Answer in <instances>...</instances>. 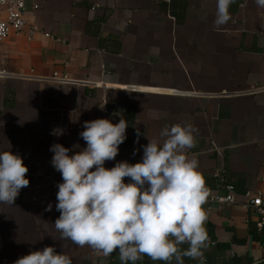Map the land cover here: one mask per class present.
Returning <instances> with one entry per match:
<instances>
[{
	"label": "crops",
	"instance_id": "0c3cea01",
	"mask_svg": "<svg viewBox=\"0 0 264 264\" xmlns=\"http://www.w3.org/2000/svg\"><path fill=\"white\" fill-rule=\"evenodd\" d=\"M26 3L42 33L0 43V150L21 155L29 178L12 205L0 204V264L50 245L71 264H120L116 251L105 257L54 239L61 176L49 150L61 143L79 151L83 122H118L116 113L129 126L108 168L140 160L165 126L192 125L186 155L198 161L205 200L226 193L225 178L238 202L208 209L204 201L203 264H264V227L240 205L247 192L264 198V8L234 0L229 21L214 27L215 0H40L37 10ZM136 264L165 262L143 256Z\"/></svg>",
	"mask_w": 264,
	"mask_h": 264
},
{
	"label": "clouds",
	"instance_id": "9594fccd",
	"mask_svg": "<svg viewBox=\"0 0 264 264\" xmlns=\"http://www.w3.org/2000/svg\"><path fill=\"white\" fill-rule=\"evenodd\" d=\"M233 2L215 0L214 27L229 21ZM254 2L264 8V0ZM116 115L118 122L104 117L84 121L79 136L85 146L79 151H73L79 145L50 146L51 165L61 176L55 204L60 215L53 223L59 237L53 238L88 246L105 257L116 251L120 264H136L143 256L165 264H185V258L203 264L206 193L198 161L186 155L196 130L190 124L165 126L160 140L149 138L142 146L140 160H122L108 168L105 162L115 159L129 126L124 116ZM52 134L60 132L54 129ZM141 134L137 128V138ZM27 172L21 155L11 148L0 150V204H13L29 184ZM51 209L49 204L46 210ZM14 264L71 260L50 245L20 256Z\"/></svg>",
	"mask_w": 264,
	"mask_h": 264
},
{
	"label": "built area",
	"instance_id": "2783aa9c",
	"mask_svg": "<svg viewBox=\"0 0 264 264\" xmlns=\"http://www.w3.org/2000/svg\"><path fill=\"white\" fill-rule=\"evenodd\" d=\"M27 0H0V43L3 42L11 34H23L28 40H33L37 34L42 33L41 28L31 23L27 17ZM40 0H33V8L35 10L40 8ZM46 36H50L48 33H44ZM58 73H54V77L57 78ZM63 81H68L70 78L64 74L59 76ZM219 176V172H215ZM50 181L51 178H45ZM225 194H216L205 200L208 204V209L213 204L231 205L238 203L236 200V186L232 182L225 181V178L221 179ZM240 205L244 209L253 210L260 219L262 226L264 227V198L260 193H246V198L240 202Z\"/></svg>",
	"mask_w": 264,
	"mask_h": 264
},
{
	"label": "water",
	"instance_id": "95a60500",
	"mask_svg": "<svg viewBox=\"0 0 264 264\" xmlns=\"http://www.w3.org/2000/svg\"><path fill=\"white\" fill-rule=\"evenodd\" d=\"M260 264H263V263H260Z\"/></svg>",
	"mask_w": 264,
	"mask_h": 264
}]
</instances>
